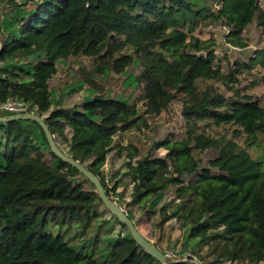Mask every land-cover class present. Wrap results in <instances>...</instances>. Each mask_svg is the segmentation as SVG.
<instances>
[{
	"label": "trees",
	"instance_id": "obj_1",
	"mask_svg": "<svg viewBox=\"0 0 264 264\" xmlns=\"http://www.w3.org/2000/svg\"><path fill=\"white\" fill-rule=\"evenodd\" d=\"M211 1L48 0L19 12L17 30L9 26L5 32L0 25V103L36 106L58 135L56 141L62 138L68 154L100 177L110 197L119 185L109 186L102 166L112 150H127L132 197L148 220L159 218L161 233L171 217L190 227V236L201 246L194 256L202 264H260L264 105L232 85L238 82L239 67L225 73L209 42L192 33ZM219 1L222 8L214 17L225 18L232 44L247 46L242 34L253 21L264 30L261 0ZM34 55L40 59L27 67ZM80 57L93 59L79 71L95 92L71 108L53 107L50 80L59 71L58 62ZM253 63L264 67V48ZM137 65L141 70L132 80L142 88V106L103 94L116 80L113 74ZM175 103L185 123L182 136L158 139L144 148L134 141L114 146L119 132L148 128L150 118ZM11 114L0 111V117ZM39 137L50 148L35 121L0 122V264H195L191 256L163 263L131 234L116 239L112 252L103 257L97 247L99 233H93L92 241L88 234L102 215L93 209L102 202L95 185L73 181L78 170L52 151L58 161L51 164L35 141ZM252 148L262 151L261 159ZM160 149L165 154L159 155ZM207 150L215 155L204 159ZM170 187L175 213L162 208L159 217L156 200ZM50 217L61 228L76 225L80 237H86L82 245L77 247L50 226L48 230Z\"/></svg>",
	"mask_w": 264,
	"mask_h": 264
},
{
	"label": "rangeland",
	"instance_id": "obj_2",
	"mask_svg": "<svg viewBox=\"0 0 264 264\" xmlns=\"http://www.w3.org/2000/svg\"><path fill=\"white\" fill-rule=\"evenodd\" d=\"M48 0H3L0 2V25L5 26V32L9 30V26H14L16 30L18 25L16 17L19 12L26 13L33 10L37 4L44 3ZM210 10L207 16L199 18L197 28L192 32L201 40L209 42L211 49L219 50L221 56H217V63H220L222 70L228 73L234 66H238L240 72L238 73V82L233 83L234 87L240 88L242 93H248L256 96L261 105H264V67L260 64L253 63V57L257 51L264 48V30L256 21L250 23L243 31V39L247 43L245 48L235 50L230 48L227 43V37L224 36V22L214 15H217L218 8L213 1L210 2ZM260 5L264 8V0L260 1ZM13 23V24H12ZM215 35L221 40L219 45L215 44ZM40 59L39 56L34 55L28 58L26 66L31 67L36 61ZM93 61L92 58L80 57L72 58L70 60H60L58 62L59 71L51 78L50 88L52 91V105L64 106L71 108L80 103L85 97L91 96L95 90L89 83L86 82L85 77L79 71L82 66H88ZM254 64L252 67L247 65ZM141 67L139 65L129 67L121 74H113L116 77L111 85H107L103 94L112 98H127L132 101L136 107L143 105L142 88L136 85L132 80L133 77L140 73ZM131 82V83H129ZM223 87L221 83H218ZM228 96L232 95V91L224 88ZM35 109V108H34ZM36 112V111H35ZM44 117V116H43ZM185 123L181 115L180 105L175 103L171 109L163 112L161 115L149 119V127L138 130L136 128L119 132L114 137V146L121 143L128 144L130 141L136 142L141 148L145 145L151 144L158 139H166L173 136H182L184 133ZM39 133V130L37 129ZM71 129L66 124V135L71 136ZM40 135V133H39ZM56 137L58 135L55 134ZM58 144L67 153H70L68 147L62 138H58ZM37 143L42 144L46 159L55 165L58 161L50 148L46 145L44 140L39 137L36 138ZM164 149H160L158 154H165ZM252 154L258 158H262V151L258 148H252ZM215 155L214 150H207L203 157L207 159ZM128 163L127 150H122L118 154V149L112 150L109 159L102 166V174L106 176V182L110 187H113L118 182L116 192H112L111 197L127 212H131L134 217V222L140 231L162 250H164L169 258H180L194 256L196 252L201 250L199 240L190 236V227H185L176 217H171L165 224V233H161V229L157 228L158 217L154 220H148L146 213L138 206V202L132 197V184L128 181ZM191 177H186L189 180ZM75 182H83L86 185H91V182L79 171L71 178ZM174 195L172 189H167L156 200L157 212L159 217H163L159 212L162 208H166L169 213L174 214L172 209L174 204ZM101 211L102 215L98 218L93 228L90 229L89 241L93 239V233H99L97 240L98 251L103 257L112 252V244L116 239L129 236L128 228L119 223L117 217L105 206L103 202H98L93 208ZM52 218L50 217L48 230L55 233L64 234L68 239L72 240L78 246H81L85 238H81L79 232L76 231V225L72 227H59L52 225ZM51 224V225H50ZM76 247V245H75ZM205 249V248H204ZM211 260V259H210ZM201 262V261H199ZM202 264V263H201ZM260 264H264L261 262Z\"/></svg>",
	"mask_w": 264,
	"mask_h": 264
},
{
	"label": "water",
	"instance_id": "obj_3",
	"mask_svg": "<svg viewBox=\"0 0 264 264\" xmlns=\"http://www.w3.org/2000/svg\"><path fill=\"white\" fill-rule=\"evenodd\" d=\"M3 44H1V48ZM1 51V49H0ZM203 53H200L202 55ZM15 120H31L38 123L44 130L48 144L51 151L59 157L64 162L69 163L74 168H76L80 173H82L92 184L95 185L99 197L105 206L117 217V219L126 225L131 236L136 240L137 244L141 246L148 254L157 260L167 263L169 261L168 254L162 250L158 245L153 241L147 238L137 227L135 222L130 218L126 210H124L112 197H110L103 183L98 175H96L85 163H82L80 160L75 159L70 154L65 152L58 142L56 141L55 135L50 131L45 119L37 112H24V113H14L9 116L0 117V122L7 123ZM195 264H201L197 260H192Z\"/></svg>",
	"mask_w": 264,
	"mask_h": 264
},
{
	"label": "built area",
	"instance_id": "obj_4",
	"mask_svg": "<svg viewBox=\"0 0 264 264\" xmlns=\"http://www.w3.org/2000/svg\"><path fill=\"white\" fill-rule=\"evenodd\" d=\"M214 3H215V5H217V7H219L218 11H217L219 13V11L222 8V3L219 0H215ZM219 19L223 20V22H224V36L227 37V40L229 41V37H230L232 29L226 23L224 17H219ZM214 40H215V44L216 45H219L220 42H226L225 39L221 40L218 37H216V35H215V39ZM227 45L230 48L235 49V50H240L242 48H245V47H240L238 45H234L230 41H229V43H227ZM213 50H214L216 55L221 56V53H220L219 50H216V49H213ZM204 53L206 54V52H204ZM235 67L236 66H234L233 68H235ZM34 108H36V106H32L30 103H26L24 101H7V102H4V103H0V111L9 112V113H12V114H14V113H24V112H35Z\"/></svg>",
	"mask_w": 264,
	"mask_h": 264
}]
</instances>
